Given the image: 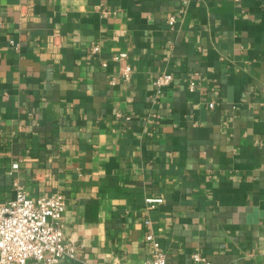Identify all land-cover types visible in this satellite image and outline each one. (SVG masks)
Listing matches in <instances>:
<instances>
[{
    "label": "crops",
    "instance_id": "obj_1",
    "mask_svg": "<svg viewBox=\"0 0 264 264\" xmlns=\"http://www.w3.org/2000/svg\"><path fill=\"white\" fill-rule=\"evenodd\" d=\"M15 184L63 196L59 264H142L149 233L166 264H264V0H0V204Z\"/></svg>",
    "mask_w": 264,
    "mask_h": 264
},
{
    "label": "built area",
    "instance_id": "obj_2",
    "mask_svg": "<svg viewBox=\"0 0 264 264\" xmlns=\"http://www.w3.org/2000/svg\"><path fill=\"white\" fill-rule=\"evenodd\" d=\"M167 22L173 24L175 18L169 17ZM98 52L97 45L90 47L92 55ZM126 58V53L112 57L115 62H123L119 69V78L123 81H129L132 75L131 65L124 63ZM172 80L171 74L162 73L155 78L154 85L159 92ZM109 82L114 84L115 79ZM193 87L192 82L189 89ZM16 167V164L13 165V168ZM161 202L159 197L145 198L151 209ZM63 211L64 198L61 194L31 199L20 185L15 184L13 198L0 204V264H27L30 260L40 264H59L63 259H75L76 247L66 240L60 222ZM145 240L149 255L142 264H166L165 255L153 234H147ZM192 258L199 264H215L199 253L192 254Z\"/></svg>",
    "mask_w": 264,
    "mask_h": 264
},
{
    "label": "water",
    "instance_id": "obj_3",
    "mask_svg": "<svg viewBox=\"0 0 264 264\" xmlns=\"http://www.w3.org/2000/svg\"><path fill=\"white\" fill-rule=\"evenodd\" d=\"M74 264H77L76 262Z\"/></svg>",
    "mask_w": 264,
    "mask_h": 264
}]
</instances>
